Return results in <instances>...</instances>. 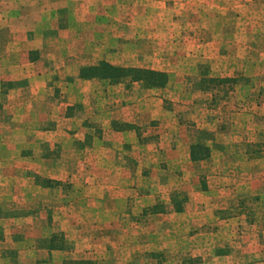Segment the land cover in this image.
<instances>
[{"label": "crops", "instance_id": "crops-1", "mask_svg": "<svg viewBox=\"0 0 264 264\" xmlns=\"http://www.w3.org/2000/svg\"><path fill=\"white\" fill-rule=\"evenodd\" d=\"M137 1L153 5L157 21L170 0ZM238 1L181 4L203 10L197 22H219L232 21ZM97 34L103 43L107 34ZM157 49L136 50L167 73L164 87L80 79L74 70L55 120L65 124L13 134L26 155L17 160L36 173L20 176L19 194H57L67 248L33 246L14 258L3 253L2 242L12 244L5 236L0 264H264V48H163L181 60L159 66ZM209 77L230 83L210 85ZM15 100L28 119L32 97ZM11 143L0 141V150ZM12 159H0L8 166L0 172L3 195L17 178ZM34 175L54 186L40 191Z\"/></svg>", "mask_w": 264, "mask_h": 264}, {"label": "rangeland", "instance_id": "rangeland-1", "mask_svg": "<svg viewBox=\"0 0 264 264\" xmlns=\"http://www.w3.org/2000/svg\"><path fill=\"white\" fill-rule=\"evenodd\" d=\"M181 1L186 0L173 3L170 0L165 6H157L160 13L155 15L158 19L155 21L150 11L153 5H140L137 0H0V141H7L9 136L13 141L0 150V159L13 157L11 173L17 175L5 195L0 187V239L12 238V244L2 242L3 253L16 258L27 248L33 250V246L67 248L65 233L57 223L59 213L53 207V201L59 200L57 194L53 191L43 197L19 194L20 176L35 172L22 168L24 164L17 159L26 156L25 150L20 139L13 137L21 131L36 133L57 123L65 124L62 118L55 120L58 113L63 115V106L59 109V103L67 99L69 78L66 73L77 70L80 79L112 84L135 82L130 79L113 82L98 76L84 78L80 77V70L108 63L115 67L162 71L152 68V65L156 67V61L148 62V58L140 57L137 48H158V52H154L158 66L167 60L169 63L181 60V54L163 48H264V0H252L253 5L238 1L231 8L232 21L219 22L211 18L197 22L193 16L202 14L203 10L194 5L184 11ZM212 8L205 6V10ZM220 11L222 15L226 12L225 9ZM254 12L257 17L252 18ZM181 13H189L185 18H190L186 22L179 21L184 17ZM209 15L210 12L205 11L204 16ZM97 33L107 34L102 37L103 43ZM221 79L218 82L210 78L209 84L225 87L230 83V77ZM28 94L32 100H26L25 105L31 109L28 117L31 125L27 124L28 119L21 118L25 106L15 100L22 96L27 98ZM35 146L38 148L37 142ZM7 148L11 149L6 156ZM46 155L50 157L52 150ZM0 162L2 172L8 166L7 162ZM35 177L34 182L41 185L40 191L54 186L51 179ZM64 199L66 197H60L61 204ZM15 242H19V247ZM18 259L22 261L21 257Z\"/></svg>", "mask_w": 264, "mask_h": 264}, {"label": "trees", "instance_id": "trees-1", "mask_svg": "<svg viewBox=\"0 0 264 264\" xmlns=\"http://www.w3.org/2000/svg\"><path fill=\"white\" fill-rule=\"evenodd\" d=\"M91 76H98L103 79H109L113 82L126 79H130L131 81H140L145 87L149 88L164 87L168 82L167 74L162 71L146 68L115 67L108 63H102L100 66L97 65L82 68L80 70V77L86 78ZM193 149L192 157H195V147H193Z\"/></svg>", "mask_w": 264, "mask_h": 264}]
</instances>
